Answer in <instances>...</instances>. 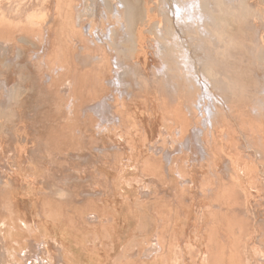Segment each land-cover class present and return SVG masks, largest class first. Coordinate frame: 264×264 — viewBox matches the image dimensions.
<instances>
[{
    "label": "bare ground",
    "instance_id": "bare-ground-1",
    "mask_svg": "<svg viewBox=\"0 0 264 264\" xmlns=\"http://www.w3.org/2000/svg\"><path fill=\"white\" fill-rule=\"evenodd\" d=\"M144 53L149 56L144 57ZM35 95L34 108L23 111L25 101L31 98L32 102ZM60 102L67 109H61L64 121L57 123L56 119L58 127L55 132L50 129L47 138L37 136L35 159L38 155H59L62 160L55 166L65 164L68 170H72L75 161H88L91 152L86 144L90 136L85 134V120L79 117L84 113L90 125L98 126V131L117 123L118 126H112L113 143L117 148L128 149L127 159L132 161L135 148L128 136L129 128L140 125L135 117L136 109L141 108L155 119L153 127H148L152 139H161L152 144L147 128L143 127V141L160 154L151 152L148 158L136 162L144 185L151 188L150 184H167L171 170L198 185L193 168L177 163L185 154L196 161L202 156L206 163L213 164L212 172L215 167L221 169V174L214 172L212 178L202 175L198 179L204 186L208 183V202L217 207L197 209V225L192 233L180 236L184 226L176 220L188 217L191 201L184 204L185 196L173 189L170 193L174 204L158 200L153 206L154 216L161 221L149 234L153 241L144 254L158 250V258L116 264H264V195L261 193L263 197L252 202L253 206H246L236 187L225 184L237 160L240 164L253 161V166L257 161L264 176V0H0V150L7 154L5 159H10L4 163L0 159V180L19 177L20 150L12 123L24 120L32 132H39L46 121H53L55 114L59 118ZM66 125L77 128L79 135L65 133ZM221 127L227 148L213 139V131ZM175 129L177 137L173 134ZM237 130L243 135V147L236 144L240 138L236 135L235 141ZM32 132L28 134L33 136ZM164 133L170 138L169 146ZM3 137L9 140L4 143ZM19 137L27 140V136ZM33 148L26 147L27 152ZM178 151L182 154H173ZM85 153L89 159L80 157ZM87 161L83 167L77 166L75 179L55 186L57 194L67 196L62 208L64 220L47 222L45 209L53 210L60 202L51 198L53 192L48 191L36 213L39 219L31 218L35 227L31 231L27 228L29 234L25 235L26 239L42 244L49 238L50 249L61 251L54 256L62 262L68 257V246L76 243L75 224L80 223L81 216L93 214L98 220L101 216L97 197L92 193H104L102 178L88 176L84 185L78 178L96 175ZM10 163L16 168L9 170L12 177L6 173ZM33 171L25 169V181L38 177ZM74 181L75 185L80 182L78 188H69ZM8 190H1L0 194L1 225H9L6 221L16 218L27 220L13 216ZM1 227L0 246L6 252L12 242L18 244L13 247L17 250L28 245L15 239L8 227L4 231ZM94 233L93 239L98 237ZM43 250L55 253L48 248Z\"/></svg>",
    "mask_w": 264,
    "mask_h": 264
},
{
    "label": "rangeland",
    "instance_id": "rangeland-1",
    "mask_svg": "<svg viewBox=\"0 0 264 264\" xmlns=\"http://www.w3.org/2000/svg\"><path fill=\"white\" fill-rule=\"evenodd\" d=\"M235 26H237L236 23H235ZM143 56L146 57V56H149V54L144 53ZM33 99H32V102H31V98H28L25 101L27 104L26 103H25L26 105L24 104V107L22 108L23 111H29V110H32L34 108V104L36 103V100H37L36 95L33 97ZM28 101H29V103H28ZM60 103L62 106L60 105V109H58L60 111L57 110V114H59L61 116L60 117L58 115L59 118H61V119L59 120V118L55 114L53 117H51V119L53 121L49 120L48 123H47V121L45 122V124H46L45 128L46 129L44 127H41L38 129L40 133L39 132H32L33 129L31 127H28L24 120H16L12 123V127H13L12 130L16 135V142H17L19 150H20L18 167H17L19 177L16 179H14V177H12L14 175H12L11 174L12 172L11 171L9 172V170H12V169L14 170L16 168H14V166L10 163V166H9L10 169H8L7 170L8 172H6V173H7V176L12 175L11 176L12 179H10L9 177H7L9 179L3 177V179L0 180V186L4 185L3 188L1 187L0 192H1V190H4L3 192H5L7 189H9L8 191L10 193H8V195H9L8 197H9L10 204L13 208V216L14 215L15 216L20 215V216H23L22 218H24V219L26 217L27 220L25 219V221H23L20 218H16L14 221L13 220H11V221L7 220L6 224L8 222H10L9 225L8 224L7 225H1L2 222L0 221V227L2 226L1 228L3 229V231H4V229H6V227H8L11 230L14 238L17 237L15 239H17L19 241L21 240L20 243H27L28 245L31 243L29 245L31 247L29 248L28 245H26L24 247V249L17 250V249H14L13 247H16L18 244L15 242H12L10 245L9 251L6 252L5 249L2 246H0V264H66V263H68V264H116V263H119L121 261L132 262L133 260H145L148 262V261L156 260L158 258V254H160V251H158V250L153 251L152 250V251H148V254H144L147 251L146 249L148 248V243H150V242L152 243V241H153V240L151 241V235H149V234L150 233L152 234V232L156 228L155 225L161 221V219L156 218L153 214L154 213L153 206H154L155 201L161 200V201H165V202H171L172 204H174L175 201L173 200L172 194L170 192H172L176 189H177L176 190L177 192H180V193L182 192L183 196H185L184 202H183L184 204H188L191 201V206H190L191 210H189L188 217L185 218V217L181 216V217L177 218V220H176V222L180 223L182 225V227L184 226V229L181 228L183 230L180 229L181 230L180 231L181 237H182L181 233H183L182 238H184V235L186 236L189 233H192L193 228L197 225V223H196L197 219H195V217L197 216L196 214H197L199 208L201 209L202 207L206 208L209 206V207H212V209L213 208L216 209L217 206L214 203H212V205H211L208 202L209 201L208 199H211V197H209V195H207V194H209V192L207 190L208 186H206V185H208V183H206L204 186L201 184V182L198 179H200L202 175L203 176L208 175L210 178H212L214 172H218L221 174V169H218L219 167L218 168L215 167L213 169L214 171L212 172L211 167L213 166V164L206 163V161H204V159H201L202 156H200V155H199L200 156L199 161H196L195 159H191L187 154L183 155V157L185 156L184 158L181 156V159H177V161L178 160H181V161H179V162L176 161L179 164L182 162L181 163V164H183L182 166L187 167V169H188V167H189V169L191 167V170L193 168L192 172L197 179L198 185H196V183H194V181L189 182L188 179H182V177L179 175V172L172 171V170L170 171V175L167 178V179H169L167 184L164 183L161 186L156 185V184L153 186L150 184L151 188H148L149 186L143 184V181H141L142 175L140 174V170L138 169L139 166L136 164V162H139L142 158H148L151 152H154V154L156 156H159L160 154L157 155L154 149L152 151V149H150V147H149V143L144 142L142 137H141L143 127H146L147 128V136L152 139V137H153L152 133H151L152 130L148 129V127L152 128L153 123L155 121L154 117L150 116L144 109H141V108L136 109L137 112H136V117H135V119L139 121L140 125L134 124L133 127H132V125L130 128L128 127L130 132H131L128 134V136L132 138V141L134 142L133 147L135 148L133 150V153L135 152V155L134 154L132 155V158H133L132 161L127 159L126 154L128 153V149L126 150V148H121V149L117 148V146L113 143V140H112L113 139L112 138L113 127L112 126L113 125L118 126L117 123H114V124L111 123L109 125V127L111 126L110 128H106V129L101 128V130L98 131L97 130L98 126L93 125V124L90 125V121H89L90 119L88 117H86L84 113H80L79 117L81 119L85 120V124H86V128L84 127L85 134H87V137L90 136L89 141L86 144V147H89V151L91 152V157H90V159L86 157L87 155H89L88 153H85V155L81 154L84 156L80 155V157L81 158H87L90 160V162H89V160L87 161L86 159L85 160L83 159L82 161H79V162L75 161V163H73V166L71 169L76 170V171H74V173H71L72 170L69 169L70 170V172H69V170L65 164H60L59 166H57L58 168L61 167L59 169L61 172L59 170H57L58 168L55 166V164L57 163V161L62 160L59 155H55L53 158H46V156L42 157L41 155H38V159H35L34 157L37 158V154H36V151L34 152L33 150H36L35 146L37 145V143H36L37 136L39 135V137H41V135H42V136H45V138H47L48 135L50 134V132L56 131V129L58 127L57 123L58 122L61 123V121L62 122L64 121L62 119L64 117L62 115L63 114L62 111L64 110V108L66 109V105L64 106V104L62 102H60ZM26 108L27 109L29 108V109L26 110ZM61 109H62V111H61ZM61 112H62V114H60ZM56 119H57V121H56ZM135 119L131 118V120L133 122ZM22 121H24V122H22ZM55 121L57 123H55ZM49 123H50V125H49ZM80 123L83 124L81 121H80ZM68 126L69 127H67V125H66V127L68 129H66V127H64L63 131L65 133L79 135V131L77 128L72 129L70 127V125H68ZM52 127H55V128H52ZM26 128H27V131H26ZM28 129H30V130H28ZM42 129H44V131L45 130H47V131L44 132ZM50 129L53 131H50ZM41 130L43 131V133H41L42 132ZM216 131H218V132H216ZM216 131H213L214 136L212 135L214 141L215 142L217 141L216 143L220 147H226L227 148L228 144L225 141L226 136L223 133V128L222 127L220 129L217 128ZM19 132H20V134H19ZM30 132H32V134L34 133L35 136H34V134H33V136L29 135ZM214 132H215V134H214ZM236 132L238 134H235V141L238 139L237 136L241 138V139L239 138L240 140L238 139L236 141V144L238 143L240 145L241 144L244 145V143H242L244 141V140H242L243 135L238 130ZM105 134H109V137L104 136ZM173 134H175L174 136L177 137L178 136L177 135L178 130L175 129ZM80 135L84 136L82 134H80ZM19 136H27V140H25V139L23 140V138L21 139ZM164 136L166 137L165 138L166 145L169 146L170 138L167 137L165 135V133H164ZM18 139L19 140L21 139L24 142H22L21 140L18 141ZM30 139L32 141H29ZM8 140H9L8 137L2 138V141L4 143L7 142ZM157 140H161V139H158V138H155V140L152 139L151 143L153 144V142L157 141ZM32 143H34L35 145H32ZM175 144H177V143H175ZM29 145L30 146L32 145V146L30 147ZM242 145H241V147H243ZM25 146L27 147L28 150L29 149L31 150V148H33V147L34 148L32 149V151L27 152V149ZM121 147H123V146H121ZM103 150H104V152H103ZM81 151H84V149H81ZM124 151L125 152L127 151V152L125 153ZM184 151L188 153V151L186 149H184ZM0 152H1L0 153V155H1L0 159L1 160L4 159L2 161L4 163L5 160H8V158L5 159V157H7L6 156L7 154L5 153V155H4L5 151L4 150L2 151V149L0 150ZM31 152H32V154L35 153L34 154L35 156L30 155ZM22 154H24V157L25 158L27 157V158L25 159L22 156ZM173 154L174 155H181L182 153H180L178 151L177 153L175 152ZM189 155L194 156L191 152L189 153ZM133 156H137L139 160H137V157L134 158ZM162 156L164 157V154H162ZM22 158L25 159L26 162H25V160L23 161ZM28 158H29V160H28ZM44 158H45V161H44ZM37 160H38V162H37ZM78 160H80V159H78ZM8 161H10V159ZM86 161H87V164L89 165V167L91 168V171L94 174L96 173V175L93 176L90 174H88V175L85 174L83 177H78V178L80 180L82 179L81 180L82 182L85 179L84 180L85 183L81 182L82 185H84L88 182V180L86 179V178H88V176L90 178H92V177L96 178L99 176L98 178H96L97 180L102 178L100 180H101V182H104V183H101V185L104 184L102 186L104 188V193H92L93 197H97L95 202H97L99 204L98 208H99V211L101 210L100 211L101 216H100L99 220L96 217H94L93 214L89 215V214L85 213L81 216V218L79 219L80 223L75 224L78 226V227L76 226V230H77L76 231V233H77L76 243L72 242L73 244L70 245L71 247L68 246V248H69L68 257L65 260L66 262H62L61 259L54 256L56 253H57L56 255H58V253H61V251L58 249H52V248L50 249V247H49L50 246V242H49L50 239L49 238H46L45 239L46 243L44 242V244H42V241L41 242L40 241H36V242L34 241L33 242L32 239H31V241H30V239H26L25 235H26V233H27V235L29 234L28 229H29V231H31V230H33L32 228L35 227L34 226L35 220L32 221L31 218H33L34 216L35 217L37 216L36 218L39 219V217L36 213H38L39 206H43V203H44V201H43L44 197L43 196L47 195L48 191L53 192L51 194L49 193L52 196L51 198H53L55 200L58 199L60 202L58 201L59 206L57 205L59 208L56 206V208H54L53 210L45 209V216L47 217V222L49 221L48 223H51V222L57 221L60 223L64 220V216H63L64 210H62V208L66 204V197L67 196L65 197L64 195L57 194L59 191L55 186L58 183L64 184V182L66 180L68 182H70L71 178H72L71 180L75 179L77 177V176H75V175H77V173H76L77 172V166H78V168L81 167V165L83 167V165H86L85 164ZM237 161H236L237 163L236 162L234 163V169L231 173L230 180L228 182H226L225 184L227 186H232L233 188L236 187L235 190H237L238 193L240 194V196L242 198H244L245 205L246 206L247 205L253 206L254 205L253 203L261 200L259 198L263 197V195H264V192L262 191L263 186H264V176H262L263 174L260 172L261 167L257 163V161H256V163L254 162V166L252 164L253 161L252 162L241 161V163L243 162L242 164H240V160H237ZM45 162H47V163H45ZM81 162H82V164H81ZM77 163H79L80 165H78ZM28 164H30L31 166L30 165L28 166ZM48 164H51V165H48ZM169 164H170V162L167 165H169ZM244 164H246V165L244 166ZM8 165H9V163H8ZM136 165H137V167H136ZM29 167L32 169H30ZM74 167L76 169H73ZM27 168L31 171L34 170L33 172H35V177L38 176L32 182L31 181H29V182L25 181L27 179L25 177V169H27ZM136 168H137V170H136ZM62 170H63V172H62ZM257 170H258V172H257ZM50 171L53 174H48V173H50ZM255 171L258 175L255 173ZM68 172L70 174H72V177H70L71 175H69ZM45 173H47V175H45ZM44 175L47 176L48 179H45ZM48 175H50V176L52 175L51 177H53L54 179H50L51 177ZM73 175L75 176V178H73ZM259 175H260V177H259ZM222 177L225 178L226 175L222 174ZM262 177H263V179H262ZM138 178H139V180L141 178V180H140L141 182L138 180ZM8 180H12V182L8 181ZM145 181H146V184H149V183H147L148 179H146ZM257 181L259 182L260 185L258 184ZM47 182L49 183L48 185H47ZM77 183L78 182H76V185H75V181H74V183L69 184L68 187L72 188L74 186L75 188H78V185H80V182H79V184H77ZM1 184H3V185H1ZM52 184H55V185L53 186ZM141 184L144 185V187H142ZM261 185H263V186L261 187ZM5 186L7 187V189L4 188ZM157 186H159V188H157ZM189 186H190L191 191H188ZM145 187H147V188L143 189ZM199 189H201V190H199ZM3 192H1L0 194H3ZM261 193L263 195H261ZM205 196H208V198L207 197L205 198ZM79 200L80 199H78L77 201H79ZM40 202L42 203L41 205H39ZM2 204H3V202H1V205ZM260 209L263 210V207H260ZM1 214H2V210H0V215ZM42 218H44V217H42ZM183 218H185V219H183ZM30 222L32 224H30ZM91 230L95 231V233H94L95 235L97 233V235H96V236H98L97 238L93 239V237H92L93 231L91 232ZM188 231H189V233H188ZM55 233H57V235H61L60 231L55 232ZM184 233H186V234H184ZM6 236H7V238H9L8 235H6ZM149 237H150V239H149ZM78 244H80V245H78ZM42 246H44L43 249L48 248L49 250H51L50 252H55V253L54 254L45 253V251L42 249ZM55 246H57L56 243H55ZM80 248L82 249V254H80ZM32 252H34V253H32ZM76 255H77V257H76ZM178 264H184V263L180 262Z\"/></svg>",
    "mask_w": 264,
    "mask_h": 264
}]
</instances>
